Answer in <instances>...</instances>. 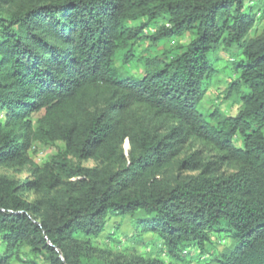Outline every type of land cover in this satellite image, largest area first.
<instances>
[{
  "label": "trees",
  "instance_id": "obj_1",
  "mask_svg": "<svg viewBox=\"0 0 264 264\" xmlns=\"http://www.w3.org/2000/svg\"><path fill=\"white\" fill-rule=\"evenodd\" d=\"M262 20L264 0H0V168L32 175H0V264L25 249L45 264H264ZM234 48L238 113L205 111L210 56ZM132 63L141 77L121 72ZM118 218L156 236V256L99 249Z\"/></svg>",
  "mask_w": 264,
  "mask_h": 264
},
{
  "label": "rangeland",
  "instance_id": "obj_2",
  "mask_svg": "<svg viewBox=\"0 0 264 264\" xmlns=\"http://www.w3.org/2000/svg\"><path fill=\"white\" fill-rule=\"evenodd\" d=\"M258 10V9H257ZM264 27V20L260 21L256 27V32L252 36H258ZM192 39L189 35H186L181 39L182 45H189ZM150 43H147L145 47H148ZM239 50L237 48L232 49L229 52H221L217 55L212 54L210 59L216 61L217 66L220 71V76L215 81L214 85L211 86L206 92L205 98L202 102V108L205 111H211L218 107L226 116H236L239 110V106L231 98H227L228 85L230 83V77L232 75L231 71L224 68L231 62V59L240 60L242 57L237 56ZM142 65H137L132 63L130 67H125L121 69V72L124 74L132 75L134 77H141L143 75ZM3 119V117H1ZM237 146L241 147V144L238 143ZM63 143H56L53 146H45L42 144H35L31 151L29 152L30 160L37 164L42 165L47 162L51 156H53L59 149H63ZM83 165L88 168H93L96 166V163L93 161L84 162ZM223 171L226 173H232L233 169L229 166H224ZM0 175H4L10 178L17 179L19 181H24L30 179L31 167L27 165L22 169H5L0 168ZM28 198L33 201L35 199L33 194H29ZM118 227V229H116ZM108 236H111L114 240L109 242ZM136 231L130 219H110L106 231L102 237L96 241L97 247L102 250L110 249L112 252L120 253L123 255H128L133 252H137L146 257L156 256L157 251L160 248L159 242L157 241L156 236L151 233H146L143 236V241L138 242L136 240ZM213 241L217 245V252H222L225 249L231 247L230 240L226 239L223 234H220L218 237L213 238ZM5 247L0 241V256L3 255ZM27 259L29 261H36L38 264H45L40 259H35L30 253L29 250L25 249L20 257L13 256L8 264H24L23 260ZM167 263L170 261L167 258H164ZM203 262H194L192 264H202Z\"/></svg>",
  "mask_w": 264,
  "mask_h": 264
}]
</instances>
